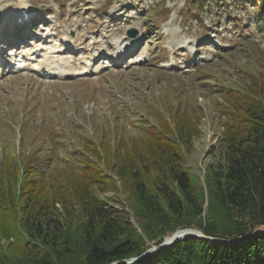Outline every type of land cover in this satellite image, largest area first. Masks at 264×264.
Masks as SVG:
<instances>
[{
    "label": "rangeland",
    "instance_id": "obj_1",
    "mask_svg": "<svg viewBox=\"0 0 264 264\" xmlns=\"http://www.w3.org/2000/svg\"><path fill=\"white\" fill-rule=\"evenodd\" d=\"M188 1L0 0V158L49 147L77 161L90 141L187 110L201 119L187 166L202 179L219 158L224 91L264 74V0ZM117 196L101 195L108 208Z\"/></svg>",
    "mask_w": 264,
    "mask_h": 264
},
{
    "label": "trees",
    "instance_id": "obj_2",
    "mask_svg": "<svg viewBox=\"0 0 264 264\" xmlns=\"http://www.w3.org/2000/svg\"><path fill=\"white\" fill-rule=\"evenodd\" d=\"M256 80L224 91L219 158L202 179L187 166L201 134L200 116L187 110L140 118L132 136L90 141L74 150L77 161L49 147L23 152L22 164L2 156L0 264H112L181 229L251 236L184 238L125 264H264V231L252 235L264 226V74ZM109 192L119 208L101 197Z\"/></svg>",
    "mask_w": 264,
    "mask_h": 264
},
{
    "label": "water",
    "instance_id": "obj_3",
    "mask_svg": "<svg viewBox=\"0 0 264 264\" xmlns=\"http://www.w3.org/2000/svg\"><path fill=\"white\" fill-rule=\"evenodd\" d=\"M135 35H136V30L135 29H131L127 33V36H130V37H134ZM182 231H190V232L191 231H195V232L197 231V232L200 233V235L191 233V234H186L183 237H177V238H174V239L168 241V238H171L175 234H177L178 232H182ZM262 231H264V226L261 227V228L256 229L252 233V235L253 234H256L258 232H262ZM250 236L251 235L240 236V237H237V238H233V239H229V240H224V239H219V238H213V237L206 236V235H204L202 232H200L198 230H194V229H181V230L175 231L173 234H170L169 236H166L163 239L162 243H160L158 246H152L150 249L146 250L139 257L125 259V260H122V261H119V262H115V263H112V264H125V263H129V262H132V261H135V260H139V259L143 258L144 256L151 254L154 251H157V250H160V249H164L165 247H167L169 245H172V244L176 243L177 241H179L181 239H184V238H199V239H207V240H212V241L221 242V243H223V242H225V243H234V242H238L240 240L246 239L247 237H250Z\"/></svg>",
    "mask_w": 264,
    "mask_h": 264
},
{
    "label": "bare ground",
    "instance_id": "obj_4",
    "mask_svg": "<svg viewBox=\"0 0 264 264\" xmlns=\"http://www.w3.org/2000/svg\"><path fill=\"white\" fill-rule=\"evenodd\" d=\"M25 5H22V4H16L15 6H12V7H15V9L17 10V12L16 13H18V10L21 8V7H24ZM26 7V6H25ZM1 9H3V6L1 7ZM3 11V10H2ZM73 46L75 47L76 45H74L73 44ZM117 54V53H116ZM115 54V55H116ZM55 63H57L55 60H54V58H48V57H45V58H43L42 60H41V66L43 67V68H46L47 69V71H50L51 69H52V71H53V65L55 64ZM0 70H1V67H0ZM80 71H82V70H80ZM79 71V72H80ZM182 232H190V231H182ZM191 233H193V234H198V235H200V233L199 232H195V231H191L190 233H186V234H191ZM186 234H175V235H177L175 238H177V237H183L184 235H186ZM174 235V236H175ZM173 236V237H174ZM173 237H171V238H173ZM169 239L170 238H168V241H169Z\"/></svg>",
    "mask_w": 264,
    "mask_h": 264
}]
</instances>
